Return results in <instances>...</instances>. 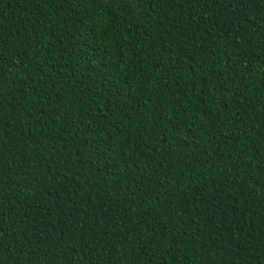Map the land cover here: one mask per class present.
Masks as SVG:
<instances>
[{"label": "trees", "instance_id": "16d2710c", "mask_svg": "<svg viewBox=\"0 0 264 264\" xmlns=\"http://www.w3.org/2000/svg\"><path fill=\"white\" fill-rule=\"evenodd\" d=\"M0 264H264V0H0Z\"/></svg>", "mask_w": 264, "mask_h": 264}]
</instances>
